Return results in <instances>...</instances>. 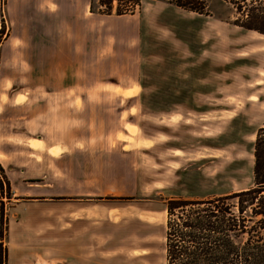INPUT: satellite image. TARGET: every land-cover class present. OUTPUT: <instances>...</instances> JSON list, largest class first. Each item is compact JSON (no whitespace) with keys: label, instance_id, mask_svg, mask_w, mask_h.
<instances>
[{"label":"rangeland","instance_id":"rangeland-1","mask_svg":"<svg viewBox=\"0 0 264 264\" xmlns=\"http://www.w3.org/2000/svg\"><path fill=\"white\" fill-rule=\"evenodd\" d=\"M189 1L197 9L144 0L116 16L89 0H0V143L32 159L58 149L49 185L33 190L49 200L13 195L0 164V264H165L167 197L253 185L264 35L236 24L229 0ZM80 135L64 177L61 138ZM138 135L151 140L106 154Z\"/></svg>","mask_w":264,"mask_h":264},{"label":"trees","instance_id":"trees-1","mask_svg":"<svg viewBox=\"0 0 264 264\" xmlns=\"http://www.w3.org/2000/svg\"><path fill=\"white\" fill-rule=\"evenodd\" d=\"M228 2L241 14L236 24L264 35V0ZM143 3L89 0V7L92 13L124 16ZM175 3L197 9L191 1ZM253 155L252 186L209 197L165 199V264H264V127L256 134Z\"/></svg>","mask_w":264,"mask_h":264},{"label":"crops","instance_id":"crops-1","mask_svg":"<svg viewBox=\"0 0 264 264\" xmlns=\"http://www.w3.org/2000/svg\"><path fill=\"white\" fill-rule=\"evenodd\" d=\"M132 108L133 107L130 105V106H128V108H126V110H122V112L125 111L127 117L128 116L134 117V114H132L130 112V110ZM74 110H76V109H74ZM127 121L136 124V122L134 120H130V119L128 120L127 119ZM112 138H115V134H114V136H112ZM84 139H86V138L83 135H80L79 137L77 136L75 138H72V137L61 138V140L64 143L63 146H66L68 148L66 151H63V153H62V160H63V164H62L63 171H62V173H63L64 177H69L71 175L70 164H68L67 161L71 160L72 152L78 151V153H81V150H82V148L76 147L74 144H71V143L72 142L74 143L75 141H81ZM49 140L50 139L48 138L45 141L49 142ZM150 140H151L150 136L138 135L139 145H137L135 147L132 146L129 148H124V146L128 145L129 143L126 141H121L120 142L121 144H118L117 148H112V147L106 148V152H107L106 154L110 155V156H117L119 154V152L121 154H126V155L127 154H133L135 151L144 147L142 145L143 142L150 141ZM50 141H52V140H50ZM49 143H51V142H49ZM48 145L49 146H47V149L36 150V149L30 147L28 144L27 145L28 147H30L31 149H34L36 151V155H40L39 158L32 159L28 156L19 157V156L14 154L13 151L15 149H19V147L21 146L18 142L15 143V142H12L9 139H7L6 141H3V143H0V164H1L2 168L4 169L5 178L7 179L8 183L10 185V190L13 193V195L41 196L42 199H44V200L51 199L50 196L46 195L45 193H44L45 194L44 195V194H38V192L33 191V190L38 191L41 186L45 187V186L49 185L48 179L53 176L54 171L52 170L51 162L56 161L57 158H55L54 154H52L49 150L51 148L55 147L56 145H54V144H52V145L48 144ZM28 153L31 154L32 151L29 150ZM41 157H42V159H41ZM78 162H79V166H81L82 161L79 160ZM116 178H118V176ZM126 180L129 182L131 181V180H129V178L128 179L126 178ZM100 188L101 189H99L97 186H93L94 191H92V193L96 194L97 196L103 195V194H109V193H111V190L115 189V186L107 184L105 187L103 186ZM132 188H133L132 185H128L126 191H131ZM27 189H32V191L29 192V191H27ZM16 200H19V199H16ZM1 204H2V202L0 201V216H1ZM5 204L6 203H4V205ZM80 210L91 212L94 210L97 211V208H94V207L87 208V206H80ZM80 218L83 219V218H88V217L86 214H84V217H83V215H80ZM14 220L18 221L16 219H14ZM10 221H11V218H10ZM0 226H1V220H0ZM0 242H1V235H0Z\"/></svg>","mask_w":264,"mask_h":264},{"label":"bare ground","instance_id":"bare-ground-1","mask_svg":"<svg viewBox=\"0 0 264 264\" xmlns=\"http://www.w3.org/2000/svg\"><path fill=\"white\" fill-rule=\"evenodd\" d=\"M38 143H39L38 140H33V144L32 145L33 146H37ZM51 153L54 154V155H57L58 154V149L56 147H53Z\"/></svg>","mask_w":264,"mask_h":264}]
</instances>
